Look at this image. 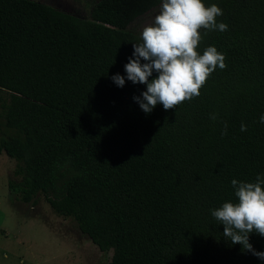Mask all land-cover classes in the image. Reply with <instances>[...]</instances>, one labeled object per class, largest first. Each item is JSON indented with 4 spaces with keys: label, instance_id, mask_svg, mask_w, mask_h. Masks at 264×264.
Returning a JSON list of instances; mask_svg holds the SVG:
<instances>
[{
    "label": "trees",
    "instance_id": "obj_1",
    "mask_svg": "<svg viewBox=\"0 0 264 264\" xmlns=\"http://www.w3.org/2000/svg\"><path fill=\"white\" fill-rule=\"evenodd\" d=\"M162 2L97 0L82 19L0 0L2 118L17 133L0 138L15 164L8 194L23 204L41 194L111 252L108 264H264L211 215L238 202L233 179L264 177V0H202L222 9L228 30L201 29L197 51L216 47L226 67L198 97L145 114L133 97L146 86L111 77H126L141 42L127 28ZM249 242L264 252V237Z\"/></svg>",
    "mask_w": 264,
    "mask_h": 264
},
{
    "label": "clouds",
    "instance_id": "obj_2",
    "mask_svg": "<svg viewBox=\"0 0 264 264\" xmlns=\"http://www.w3.org/2000/svg\"><path fill=\"white\" fill-rule=\"evenodd\" d=\"M222 15L221 8L215 4L206 7L202 0H163L154 22L143 28L141 42L132 44V56L124 66L126 77L117 73L112 82L120 88L126 79L145 85L146 91L133 97L145 114L158 104L164 110L175 109L198 97L217 66L221 70L226 67V57L216 47H207L202 55L197 51L201 29L228 30V25L216 21ZM154 72L156 77L149 80ZM210 118L216 120L217 115ZM259 122L264 124V115ZM241 131H247L243 123ZM222 135H227V124ZM231 183L238 202H225L211 210V215L223 225L226 240L264 261V252L256 251L249 242L253 233L264 237V177L258 175L255 182L233 179Z\"/></svg>",
    "mask_w": 264,
    "mask_h": 264
},
{
    "label": "rangeland",
    "instance_id": "obj_3",
    "mask_svg": "<svg viewBox=\"0 0 264 264\" xmlns=\"http://www.w3.org/2000/svg\"><path fill=\"white\" fill-rule=\"evenodd\" d=\"M31 1L86 19L97 0ZM160 8L133 22L127 31L141 39L143 28L154 22ZM6 101L7 94L0 91V138L17 136L4 126L1 106ZM14 165L0 154V264H108L111 252H99L74 221L56 215L41 194L29 204L8 194L6 184L14 179Z\"/></svg>",
    "mask_w": 264,
    "mask_h": 264
},
{
    "label": "crops",
    "instance_id": "obj_4",
    "mask_svg": "<svg viewBox=\"0 0 264 264\" xmlns=\"http://www.w3.org/2000/svg\"><path fill=\"white\" fill-rule=\"evenodd\" d=\"M4 257H5V255H4ZM21 260H22V258H21Z\"/></svg>",
    "mask_w": 264,
    "mask_h": 264
}]
</instances>
